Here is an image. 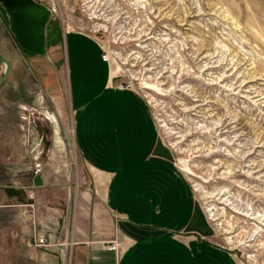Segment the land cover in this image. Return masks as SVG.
<instances>
[{
  "label": "crops",
  "instance_id": "crops-1",
  "mask_svg": "<svg viewBox=\"0 0 264 264\" xmlns=\"http://www.w3.org/2000/svg\"><path fill=\"white\" fill-rule=\"evenodd\" d=\"M0 32V53L12 62L2 84L20 93L0 98V264H58L68 246L100 252L101 259L92 255L96 264H238L209 237L211 226L147 102L114 86L120 71L102 61L93 36L61 26L40 0H0ZM69 37L89 41L94 55L72 43L65 63ZM93 59L98 66H88ZM43 123L51 155L71 137L93 175L95 205L92 192L83 193L71 227L69 183L43 166L33 173ZM12 139L23 140L22 152ZM37 234L48 243L31 246Z\"/></svg>",
  "mask_w": 264,
  "mask_h": 264
},
{
  "label": "rangeland",
  "instance_id": "rangeland-1",
  "mask_svg": "<svg viewBox=\"0 0 264 264\" xmlns=\"http://www.w3.org/2000/svg\"><path fill=\"white\" fill-rule=\"evenodd\" d=\"M40 1L61 26L93 36L109 53L110 66L120 69L114 86L147 102L160 141L211 226V240L238 264H264V0ZM72 43L94 55L89 41L69 37L61 48L65 63ZM87 64L98 66L94 59ZM3 93L9 92L1 84ZM41 130V165L69 183L71 227L83 193L91 191L95 205L93 175L71 137L51 155L50 129L43 123ZM11 147L22 152L25 143L12 139ZM18 159L25 161L21 153ZM62 250L58 264H96L93 254L101 259L100 252Z\"/></svg>",
  "mask_w": 264,
  "mask_h": 264
},
{
  "label": "built area",
  "instance_id": "built-area-1",
  "mask_svg": "<svg viewBox=\"0 0 264 264\" xmlns=\"http://www.w3.org/2000/svg\"><path fill=\"white\" fill-rule=\"evenodd\" d=\"M102 61L108 63L110 65V55L108 52H106L103 49L102 55H101ZM33 173L38 174L40 173L41 169H42V165L38 160H34L33 162ZM48 243L47 238L42 235V234H37L35 236L34 241H32L31 243H29L31 246L32 245H46ZM114 247L113 243H112V248Z\"/></svg>",
  "mask_w": 264,
  "mask_h": 264
},
{
  "label": "water",
  "instance_id": "water-1",
  "mask_svg": "<svg viewBox=\"0 0 264 264\" xmlns=\"http://www.w3.org/2000/svg\"><path fill=\"white\" fill-rule=\"evenodd\" d=\"M0 63L4 65L3 73L0 75V84H2L11 72L12 62L4 54L0 53Z\"/></svg>",
  "mask_w": 264,
  "mask_h": 264
},
{
  "label": "bare ground",
  "instance_id": "bare-ground-1",
  "mask_svg": "<svg viewBox=\"0 0 264 264\" xmlns=\"http://www.w3.org/2000/svg\"><path fill=\"white\" fill-rule=\"evenodd\" d=\"M111 69H112L113 73H114V72H118V71H120L118 65H113V66L111 67ZM131 76H132V75H131ZM132 78H133V77H132Z\"/></svg>",
  "mask_w": 264,
  "mask_h": 264
}]
</instances>
